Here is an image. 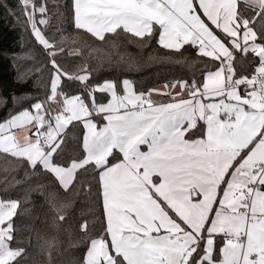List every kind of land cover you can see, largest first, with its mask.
<instances>
[{
  "label": "snow or ice",
  "instance_id": "snow-or-ice-1",
  "mask_svg": "<svg viewBox=\"0 0 264 264\" xmlns=\"http://www.w3.org/2000/svg\"><path fill=\"white\" fill-rule=\"evenodd\" d=\"M2 7L35 48L0 54L42 57L47 78L0 97V264H35L17 223L34 194L54 231L75 225L73 264H264V0ZM127 44L195 70L153 86L101 76L143 62ZM37 239L50 261L57 237Z\"/></svg>",
  "mask_w": 264,
  "mask_h": 264
},
{
  "label": "trees",
  "instance_id": "trees-1",
  "mask_svg": "<svg viewBox=\"0 0 264 264\" xmlns=\"http://www.w3.org/2000/svg\"><path fill=\"white\" fill-rule=\"evenodd\" d=\"M63 2L64 0H61V3ZM5 3L15 5L16 0H0V50L11 49L19 56H23L24 53L21 45H23L24 49L35 48V45L13 17L5 16L2 7ZM53 23L55 24L56 21L53 20ZM122 51L130 53L137 59L143 57V62L132 68L124 65L114 64L110 67L106 65L98 70L101 76L110 78L126 76L135 80L138 86H153L163 83L165 78L171 80L181 76L191 77L192 72L195 70L194 66L162 64L159 61L151 62L148 59V50L138 49L134 44H127L126 48ZM42 59L40 56H37L33 60L18 59L14 65L11 57L6 58L0 54V97L6 93L11 94L14 90L17 93L32 92L33 94H42L40 93L41 79L46 80L47 72L43 73L42 78L36 72V68L40 66ZM64 62L70 68L80 63V61L68 57L65 58ZM89 62L92 63V61ZM18 73L24 74V80H17ZM6 114L7 109L0 105V118H3ZM4 167L5 161L0 156V188L3 187ZM15 194L23 196L22 191ZM31 200H36L37 203L33 205L31 201L27 202L24 206L25 211L21 213L17 223L22 229L20 235L26 240L28 237H31L27 246H29L35 264H73V261L80 255L79 249L83 246L76 242L78 236L74 232L75 225L73 224L72 229L68 230L72 231L73 235L71 236L65 230L68 229L67 225L65 229L57 233L50 227V215L46 207L41 208L38 196L34 194ZM88 204L89 202L87 200L79 199L74 203L73 208L69 209V212L78 219L82 211L88 210ZM37 233L45 238L56 236L59 241L55 250L51 253L50 261L48 253L40 247L41 241L37 239Z\"/></svg>",
  "mask_w": 264,
  "mask_h": 264
}]
</instances>
